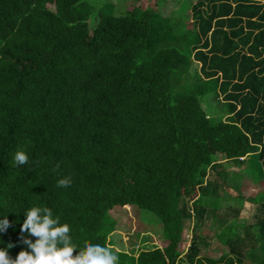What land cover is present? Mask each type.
<instances>
[{"label": "trees", "instance_id": "obj_1", "mask_svg": "<svg viewBox=\"0 0 264 264\" xmlns=\"http://www.w3.org/2000/svg\"><path fill=\"white\" fill-rule=\"evenodd\" d=\"M96 1L0 0V215L13 222L0 247L15 258L23 213L40 206L79 250L109 248L110 212L130 207L161 243L111 249L118 264H264V193L226 184L241 179L229 166L264 181V0H194L189 19L159 0H126L123 15ZM246 202L255 222L238 228ZM213 238L228 252L202 258Z\"/></svg>", "mask_w": 264, "mask_h": 264}, {"label": "clouds", "instance_id": "obj_2", "mask_svg": "<svg viewBox=\"0 0 264 264\" xmlns=\"http://www.w3.org/2000/svg\"><path fill=\"white\" fill-rule=\"evenodd\" d=\"M13 160L17 165H26L29 155L25 151H17ZM70 184L71 180L67 177L57 182L61 188ZM10 227H13V222L8 215H0V233H5ZM70 233V225L61 223L51 208H28L19 223V240L24 247L15 258L9 255V249L15 244L0 247V264H118V255L101 244L87 243L83 250H79ZM0 244H3L2 240ZM74 252L77 254L74 255Z\"/></svg>", "mask_w": 264, "mask_h": 264}, {"label": "rangeland", "instance_id": "obj_3", "mask_svg": "<svg viewBox=\"0 0 264 264\" xmlns=\"http://www.w3.org/2000/svg\"><path fill=\"white\" fill-rule=\"evenodd\" d=\"M89 2H94L96 0H86ZM114 3L117 2L114 0ZM126 0H119V6H116L114 9V14L116 15H123V12L126 10L124 6ZM99 2V3H98ZM141 4H147V0H139ZM102 6L103 4L106 5L109 3L107 0H97L96 4ZM102 4V5H101ZM110 4V3H109ZM194 4V0H159L158 1V12L164 15H171L175 17H183V18H190V8ZM190 21H187L189 23ZM197 64H193V67H196ZM192 72V71H191ZM212 104H214V99L209 100ZM218 101L215 102V104ZM223 105V102H218V108ZM219 162H223V159H219ZM231 167V168H229ZM228 167L229 176L233 173L241 174L240 181L236 182L231 180L230 177L226 179V184L230 193L236 194L240 187L244 186L243 190L246 191L247 196H258L259 194L264 193V181L260 184H253L247 174H245L241 169L236 170L233 169L232 166ZM245 185H243V184ZM242 185V186H241ZM144 213V212H143ZM111 216L116 221L115 230L110 235V239L112 240V245H110V249L114 251H122V252H129L133 255H137L140 250H150L153 249L161 243L160 240V225L157 220L154 218L148 220L145 216L142 215L137 211L130 207H122L114 209L110 212ZM145 214V213H144ZM257 215L255 205H250V203H245L244 207L241 210V215L239 216L240 224H238V228L244 227L248 228L252 226L255 222V217ZM208 225L210 224L207 223ZM232 224L231 221H225V227L230 226ZM207 225V226H208ZM193 223L190 226V229L187 231H183L182 233V245H180L181 250L183 251L182 255L186 252L188 248L189 241L191 239ZM209 227V226H208ZM218 224L212 225V231L218 233L219 229L217 228ZM210 228V227H209ZM215 238L210 239L208 242V246L204 247L201 246V256L202 258H210L212 260H216L222 254L228 252L225 246H223V242L220 243ZM246 263V262H245ZM248 264V263H247Z\"/></svg>", "mask_w": 264, "mask_h": 264}]
</instances>
